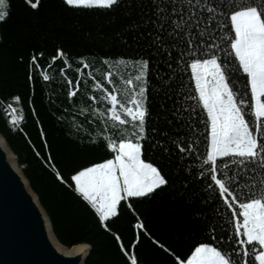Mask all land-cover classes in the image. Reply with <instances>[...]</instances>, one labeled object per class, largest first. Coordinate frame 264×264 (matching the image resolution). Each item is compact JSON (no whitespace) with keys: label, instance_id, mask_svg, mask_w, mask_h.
Returning a JSON list of instances; mask_svg holds the SVG:
<instances>
[{"label":"trees","instance_id":"trees-1","mask_svg":"<svg viewBox=\"0 0 264 264\" xmlns=\"http://www.w3.org/2000/svg\"><path fill=\"white\" fill-rule=\"evenodd\" d=\"M153 11L151 0H122L111 10L68 6L63 0H39L33 9L26 0H9L8 15L0 21V133L16 154L57 239L67 247L90 245L85 264H131L132 259L137 264H178L175 256L190 253L197 242H208L225 252L235 248V240L230 239V210L218 195L209 198L205 189L212 182L210 176L199 178L201 161L195 154L181 158L174 145H169L170 154L154 147L165 139L159 132L166 128L174 136L193 141H203L205 128L197 121L193 135L186 126L187 113L172 127L164 119L158 120L164 116L172 119L180 79L192 88L194 82H189L190 69L178 76L172 86L173 99L165 102L168 112L161 110L164 97L155 92L159 86L156 77L168 72L166 54H154L148 35L149 31L155 34L151 24L132 28L154 19ZM58 49L63 56L57 54ZM141 57L150 60V116L143 158L158 166L169 184L150 197L122 202L119 215L102 224L95 210L75 192L71 176L112 157L104 137L118 140L124 129L108 118L111 104L103 97L115 87L118 100L127 103L124 80L137 74L130 61ZM118 60L129 63L119 64ZM108 72L113 74L112 84L106 79ZM44 75L49 77L47 81ZM234 79L238 88L244 86L242 74L237 73ZM77 81L76 95L70 97ZM97 83L102 88H96ZM12 106H18L23 117L15 123ZM131 130L129 125L127 131ZM204 148L200 143L201 154ZM244 182L240 180V184Z\"/></svg>","mask_w":264,"mask_h":264},{"label":"snow or ice","instance_id":"snow-or-ice-1","mask_svg":"<svg viewBox=\"0 0 264 264\" xmlns=\"http://www.w3.org/2000/svg\"><path fill=\"white\" fill-rule=\"evenodd\" d=\"M63 2L68 6L108 10L122 4V0ZM26 3L36 9L39 0ZM151 4L155 18L132 28L138 30L151 24L155 34L149 31L148 35L152 37L151 47L156 49L154 54H166L168 72L156 77L159 86L155 92L164 97L161 110L168 112L165 102L173 99L172 86L178 76L190 69L189 82H194L192 88L180 79L181 87L176 90L170 112L172 119L164 116L158 120L164 119L172 127L174 121L181 122L187 113L186 126L193 135L198 130L197 121L205 128L203 141L174 136L166 128L159 132L165 139L157 141L154 147L170 154L169 145H174L181 158L195 154L201 161L199 178L210 176L212 182L205 189L209 198L218 195L230 210L233 222L230 239L235 240L232 252L208 242H197L190 253L177 255L175 259L178 264H264V0H151ZM8 8L9 0H0V21L6 19ZM57 54L64 55L59 49ZM35 62L33 56L32 63ZM130 63L137 74L124 80L129 93L127 103L118 100L115 87L103 97L111 104L108 118L124 129L118 140L111 135L104 137L112 157L71 176L75 192L95 210L102 224L119 215L122 202L150 197L169 184L161 169L143 158L150 116L147 79L150 60L141 57ZM237 73L245 78L242 88L237 87L234 79ZM112 76L111 72L106 73L109 84L113 83ZM43 79L47 81L49 77L44 75ZM95 87L99 89L102 85L97 83ZM78 88L79 81L69 96H75ZM202 142L203 154L199 152ZM221 158L224 159L218 163ZM57 177L60 178L58 172ZM241 179L245 181L243 184ZM128 207L132 208L131 204ZM131 264H137L136 259Z\"/></svg>","mask_w":264,"mask_h":264},{"label":"water","instance_id":"water-1","mask_svg":"<svg viewBox=\"0 0 264 264\" xmlns=\"http://www.w3.org/2000/svg\"><path fill=\"white\" fill-rule=\"evenodd\" d=\"M14 156V166L0 142V264H85L91 247L85 252L65 254L52 244V224L37 194L18 165L17 156L0 133Z\"/></svg>","mask_w":264,"mask_h":264},{"label":"bare ground","instance_id":"bare-ground-1","mask_svg":"<svg viewBox=\"0 0 264 264\" xmlns=\"http://www.w3.org/2000/svg\"><path fill=\"white\" fill-rule=\"evenodd\" d=\"M0 142L6 148L7 153H8L7 154L8 155V159L11 162V164L14 166V161H15L14 156L10 153V150L7 148L6 144L3 142L1 136H0ZM49 236H50V240H51L52 244L54 245V247L57 250L65 253V254H73V253H78V252L84 253L85 252V245H83V244H76V245H73L71 247L66 248V247L61 246V244H59L57 242L55 237L51 234L50 230H49ZM82 249H84V251H82Z\"/></svg>","mask_w":264,"mask_h":264},{"label":"rangeland","instance_id":"rangeland-1","mask_svg":"<svg viewBox=\"0 0 264 264\" xmlns=\"http://www.w3.org/2000/svg\"><path fill=\"white\" fill-rule=\"evenodd\" d=\"M11 114H12V120H17L18 117H19V114H18V110H17V106H12L11 107Z\"/></svg>","mask_w":264,"mask_h":264},{"label":"crops","instance_id":"crops-1","mask_svg":"<svg viewBox=\"0 0 264 264\" xmlns=\"http://www.w3.org/2000/svg\"><path fill=\"white\" fill-rule=\"evenodd\" d=\"M17 110H18V114H19V117H20V110H19V107H18V106H17ZM19 117H18V118H19Z\"/></svg>","mask_w":264,"mask_h":264}]
</instances>
